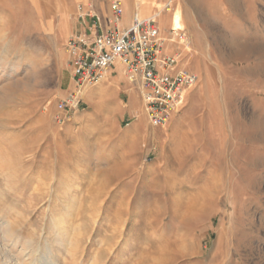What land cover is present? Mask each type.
<instances>
[{
    "label": "rangeland",
    "instance_id": "rangeland-1",
    "mask_svg": "<svg viewBox=\"0 0 264 264\" xmlns=\"http://www.w3.org/2000/svg\"><path fill=\"white\" fill-rule=\"evenodd\" d=\"M114 1L0 0V253L264 264V0H119L125 24L167 5L166 46L198 76L163 126L120 64L59 108L74 90L69 41L110 28Z\"/></svg>",
    "mask_w": 264,
    "mask_h": 264
},
{
    "label": "built area",
    "instance_id": "built-area-1",
    "mask_svg": "<svg viewBox=\"0 0 264 264\" xmlns=\"http://www.w3.org/2000/svg\"><path fill=\"white\" fill-rule=\"evenodd\" d=\"M111 11L110 28L69 41L74 90L59 103V108L66 110L77 106L85 88L96 86L108 71L120 64L128 80L139 87L149 122L163 126L173 113L184 107L187 91L197 84L198 76L180 66L181 53L169 52L157 15H132L125 24L121 1L115 0ZM175 37L182 41L184 35Z\"/></svg>",
    "mask_w": 264,
    "mask_h": 264
},
{
    "label": "bare ground",
    "instance_id": "bare-ground-1",
    "mask_svg": "<svg viewBox=\"0 0 264 264\" xmlns=\"http://www.w3.org/2000/svg\"><path fill=\"white\" fill-rule=\"evenodd\" d=\"M135 1H137L136 2V4L139 6V4L141 5V4H147V0H135ZM166 5V4H165ZM136 7L133 11H132V14L133 15H137V16H140V15H142L143 14V12H142V8L141 7ZM159 6V5H158ZM162 6H160V9H159V11L156 13L155 11V14H153V15H157V17H158V22H159V24H160V26L161 27H164V26H167V25H170L172 22H173V24H174V21H172V18L170 17V15L169 14H166L165 13V11H170L171 9L169 8V7H167V5H166V7L164 8L163 7V9L161 8ZM158 8V7H157ZM134 12V13H133ZM175 18V17H174ZM175 32H176V30H175ZM185 42V41H184ZM186 43V45H187V47L189 48L190 46H189V43L188 42H185ZM186 47V48H187ZM8 69L9 70H11L12 72H17L18 70H19V67L18 66H14V65H9L8 66ZM8 70V71H9ZM10 72V71H9ZM110 73V71H108L107 72V74H109ZM123 74H124V72H123ZM107 79V78H106ZM69 183V182H68ZM66 186V185H65ZM58 197V196H57ZM60 197V196H59ZM65 230V229H64ZM62 234H64V231L63 232H61ZM9 234V233H8ZM60 236H61V234H60ZM62 237V236H61ZM63 238V237H62ZM65 239H67V238H65ZM68 240H65V242H64V240H63V242L64 243H66ZM58 242V241H57ZM69 242H70V239H69ZM50 243V242H49ZM68 243V242H67ZM66 243V244H67ZM28 244V243H27ZM52 244V243H51ZM57 244V243H56ZM62 245V244H61ZM68 245V244H67ZM65 246V245H64ZM67 249V248H66ZM72 251V250H71ZM72 253V252H71ZM0 261L3 263V264H18V263H15L16 262V258H15V256H13L12 255V253L11 252H1L0 253ZM37 261V260H36ZM36 264V263H35Z\"/></svg>",
    "mask_w": 264,
    "mask_h": 264
},
{
    "label": "crops",
    "instance_id": "crops-1",
    "mask_svg": "<svg viewBox=\"0 0 264 264\" xmlns=\"http://www.w3.org/2000/svg\"><path fill=\"white\" fill-rule=\"evenodd\" d=\"M114 70H115V68H113V69L110 71V73L107 74V76H106L102 81L106 80V78H109V76L111 77V72L114 71Z\"/></svg>",
    "mask_w": 264,
    "mask_h": 264
}]
</instances>
